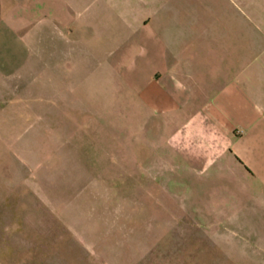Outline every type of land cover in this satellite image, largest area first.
<instances>
[{
	"label": "crops",
	"instance_id": "1",
	"mask_svg": "<svg viewBox=\"0 0 264 264\" xmlns=\"http://www.w3.org/2000/svg\"><path fill=\"white\" fill-rule=\"evenodd\" d=\"M0 92L66 127L130 103L162 173L264 189V0H0Z\"/></svg>",
	"mask_w": 264,
	"mask_h": 264
},
{
	"label": "rangeland",
	"instance_id": "2",
	"mask_svg": "<svg viewBox=\"0 0 264 264\" xmlns=\"http://www.w3.org/2000/svg\"><path fill=\"white\" fill-rule=\"evenodd\" d=\"M51 106L0 103V264H264L262 187L162 173L130 103L98 128L56 125Z\"/></svg>",
	"mask_w": 264,
	"mask_h": 264
}]
</instances>
